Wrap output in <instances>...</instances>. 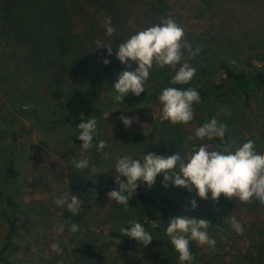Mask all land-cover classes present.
<instances>
[{
  "label": "trees",
  "instance_id": "1",
  "mask_svg": "<svg viewBox=\"0 0 264 264\" xmlns=\"http://www.w3.org/2000/svg\"><path fill=\"white\" fill-rule=\"evenodd\" d=\"M108 17L116 29L112 36L106 34L104 27ZM166 18H172L184 29L185 39L193 51L200 49L195 57L199 58V70L205 78L196 80L195 74L189 84L171 85L175 70L169 66H154L140 96L129 92L121 103L115 102L113 85L119 73L132 70L116 58L119 44L137 31ZM97 41L111 44L113 54L109 56L106 47L98 48ZM188 55L185 50L182 62ZM104 59L109 61L107 65L102 62ZM215 64L222 73L219 79L208 73ZM168 86L195 87L201 97L203 116L196 114L188 124L161 122L158 95ZM263 89L264 0H0V141L10 144L0 169V264H19L15 251L21 239L23 215L28 209L15 193L21 174L18 157L19 149L34 129L44 134L69 128L78 131V124L90 118H95L97 125L107 127L109 134L104 132L94 138L95 145L88 151L79 148L80 143L57 152L61 162L48 172V178L53 181L66 172L84 180L103 155L96 148L100 140L107 142L103 150L107 153L108 146H116L120 139H128L120 155L134 158L148 152L167 156L179 151L184 156L192 143H206L210 149L221 143L238 147L234 141L244 124L233 122L241 117L235 118L237 110L232 107H241L243 115L251 110L254 94ZM45 101L56 106L52 116L40 113ZM19 113L30 119V126L18 125ZM121 115L133 120L131 126L125 127L119 119ZM213 117L227 125L223 140L187 141L186 131L191 130L192 125L195 129ZM142 125L147 131L145 136ZM261 129L263 132L257 134L263 140L264 120ZM245 133L249 134V138L241 137L245 142L249 139L258 141L255 132L252 134L247 130ZM155 135L161 139L157 147L153 144ZM257 150H264V146H258ZM69 158H88L89 167L76 169ZM110 172L118 175L115 167ZM162 180L161 173L151 188L141 182L129 207L106 197L107 205L102 213L96 211L89 216L90 220H96L104 239L99 242L83 239L78 244L73 243L76 245L65 251L64 263L181 264L165 230L171 216H182L180 198L188 192L182 187L174 190L171 182L165 188ZM240 204L243 203L238 199L227 203L223 194L217 202L200 201V213L196 217L207 218L214 225V230L211 226L207 230L216 244L214 249L190 241L194 255L192 264L218 261L221 239L232 227L230 218L235 216L243 224L237 214L242 207ZM255 220L263 223L259 218ZM130 221L143 224L153 237L140 249L142 259L132 256L139 241L121 234L122 228L130 227ZM110 249H116L118 253L107 263L103 253ZM237 249L235 259L238 260L234 259L233 264L251 261L252 253L241 247ZM259 251L254 260L262 259Z\"/></svg>",
  "mask_w": 264,
  "mask_h": 264
},
{
  "label": "clouds",
  "instance_id": "2",
  "mask_svg": "<svg viewBox=\"0 0 264 264\" xmlns=\"http://www.w3.org/2000/svg\"><path fill=\"white\" fill-rule=\"evenodd\" d=\"M105 30L108 36L116 31L111 18L105 19ZM98 48L106 47L108 55L113 54L111 44H101L97 41ZM189 57L195 56L200 49L195 51L192 45L185 39L184 29L172 18H166L159 24H154L143 30L137 31L118 46L115 53L121 64L132 70L119 73L118 79L113 85L116 93L112 99L121 103L129 92L140 96L145 91V82L150 76L154 66L163 68L169 66L174 69L171 85L189 84L196 74V69L182 62L184 51ZM105 65L107 59L102 61ZM133 65L135 67L133 68ZM177 65H180L177 69ZM201 100L195 87L179 88L168 86L161 90L158 101L161 105L160 120L169 121L171 124H188L194 119L193 105ZM119 119L125 127L131 126L133 120L124 115ZM143 128V125H142ZM78 139L83 143L80 148L88 151L93 147V140L97 134V120L90 118L86 122L78 124ZM227 125L213 117L196 127L193 134L187 137V141L194 140H223ZM144 136L147 131L143 128ZM187 146V142H186ZM107 147L105 140L96 144L97 151L103 153L104 159H110L108 153L103 150ZM76 169L89 167V159L73 160ZM115 183L118 188L108 192V198L118 205L128 206V201L133 198L141 182L148 188L155 183L158 174H163L162 185L167 188L169 182L192 192L204 200L211 199L217 202L221 195L229 200H239L242 203H250L253 199L264 205V150H257L255 142L251 139L238 147L228 144H217L210 149L206 143L195 144L184 156L179 151L172 155H159L153 152L142 154L139 158L129 155H121L115 162ZM125 177L126 180L121 179ZM210 193V197H209ZM57 206L68 209L73 215L82 211L81 198L70 192H64L54 200ZM192 209L197 207V201H190ZM231 225L237 233L243 232V225L232 216ZM130 227L122 228L121 234L141 242L147 246L153 237L143 224L130 221ZM210 222L207 218H193L189 216H171L166 227V235L170 243L179 254L181 264H192L194 255L190 250V241L198 245L215 247L216 241L209 235L207 229ZM79 224L72 223V231L75 232Z\"/></svg>",
  "mask_w": 264,
  "mask_h": 264
},
{
  "label": "rangeland",
  "instance_id": "3",
  "mask_svg": "<svg viewBox=\"0 0 264 264\" xmlns=\"http://www.w3.org/2000/svg\"><path fill=\"white\" fill-rule=\"evenodd\" d=\"M184 59L189 61L190 66L196 69L195 79L203 80L205 75L199 70V58L195 56L189 57L188 55ZM208 73L214 79H219L222 76L221 71L216 69V64L210 67ZM3 100L6 101V97H3ZM41 106L40 113L42 115L52 116L54 114L55 105L45 101L42 102ZM193 109L195 115L203 116L202 104H194ZM232 109L237 110V114L234 115L235 118L241 117L237 121L234 119L233 122L244 124L243 130L237 134L234 144L240 146L245 142L244 138H249V134L245 133L247 130H250L252 134L254 132L255 134L263 132L261 126L264 120V89L252 97L251 110H244V114L241 115V107L234 106ZM151 115H153V112H151ZM18 119L20 120L18 125L23 123L26 126H30V119L25 118L20 113L18 114ZM106 128L97 125V134L94 138L98 135L100 137V134H105L104 132L109 134ZM190 129L186 131L188 136L193 134L194 125ZM259 134L255 137L259 138L258 141L257 139L255 140L256 148L264 146V138L262 140ZM78 135L79 130L75 131L71 128L48 134L34 129L19 149L18 161L21 167V174L18 177L15 193L22 199L24 207L28 209L27 213L23 215L21 239L18 241L15 251L16 260L19 264H65L63 259L66 255L65 251L76 245H73V243L78 244V241L83 239H88L91 242H99L102 238L104 239V234L99 231L96 220H90L89 216L96 211L102 213L107 205L106 197H108V192L118 188L115 183L116 174L110 172V169L115 167V162L121 156L120 154L123 153L122 148L126 146L128 139H120L116 146H108L110 149L107 153L110 159H104L103 155H101L100 161L91 168L84 180L75 178L74 175L70 176L67 172L57 181L49 179L48 172L53 170L54 165L59 163L58 161L61 162V159L59 160L57 157V152L67 146L83 143L81 140L76 142ZM124 137L128 138V136ZM240 139L243 141H240ZM153 141L154 147H157L161 143L159 135H155ZM197 142L199 140H196ZM9 147L10 144L7 141H0V169L4 165ZM188 151L189 149L186 148V153ZM81 154H83V151H81ZM69 159L73 160V158ZM177 187L179 188V186H173L174 190ZM70 191L73 194L78 193V196L83 201L81 204L82 211L76 215L54 203V200L62 193ZM187 192L180 198L182 204L181 214L182 216L197 218L196 214L200 213L199 203L202 199L196 195L195 189L192 192L187 190ZM193 198L197 201L195 209H192L190 205V201ZM227 203H229V199H227ZM240 205L242 207H239L237 214L243 221V232L237 233L233 227L226 230V235L221 239L220 254L217 257L218 261L215 260V264H233L237 256L236 253H238V247H241L245 252L253 254L249 257L251 261H239L240 264L264 263V205L259 204L255 199L250 203ZM257 218L261 219L263 223L256 221L255 219ZM85 222L88 226H85ZM72 223L79 224V228L75 232L72 231ZM210 226L214 230V227H212L214 225L210 224ZM209 234L212 233L209 232ZM144 246L139 242V246L132 251V256H138V258L142 259L143 253L140 249L144 248ZM258 250H260L259 254L262 259L254 260L253 258H258ZM117 253L116 249H110L106 254L103 253V256L108 263ZM118 264L127 263L126 261H121Z\"/></svg>",
  "mask_w": 264,
  "mask_h": 264
}]
</instances>
